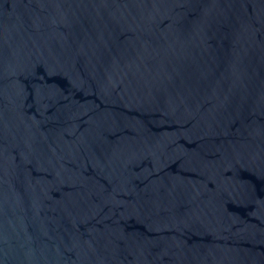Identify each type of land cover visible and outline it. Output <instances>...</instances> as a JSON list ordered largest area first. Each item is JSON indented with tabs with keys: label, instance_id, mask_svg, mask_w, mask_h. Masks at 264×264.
Instances as JSON below:
<instances>
[{
	"label": "water",
	"instance_id": "95a60500",
	"mask_svg": "<svg viewBox=\"0 0 264 264\" xmlns=\"http://www.w3.org/2000/svg\"><path fill=\"white\" fill-rule=\"evenodd\" d=\"M0 264H264V0H0Z\"/></svg>",
	"mask_w": 264,
	"mask_h": 264
}]
</instances>
